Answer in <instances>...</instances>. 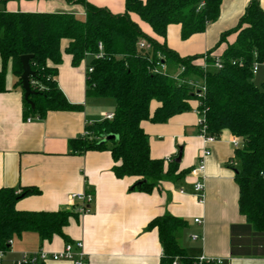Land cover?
Returning <instances> with one entry per match:
<instances>
[{"label":"trees","instance_id":"16d2710c","mask_svg":"<svg viewBox=\"0 0 264 264\" xmlns=\"http://www.w3.org/2000/svg\"><path fill=\"white\" fill-rule=\"evenodd\" d=\"M14 0H0V93L6 92L7 65L11 64L16 85L21 87L22 67L20 57L31 55L29 66L33 75L29 85L34 92L29 96L33 107L22 101L23 118L43 119L52 111H78L80 105L69 104L56 84L57 67L62 53L70 57L71 66L77 67L91 57L85 79V94L97 99H112V119H101L85 126L86 136L68 142L72 154L90 151H109L114 162L112 172L116 178H135L131 191L150 193L161 181L178 182L189 170L178 171L176 157L166 163L149 156L148 137L140 127L141 122L166 123L173 116L191 111V102L205 112L208 133L218 138L227 132L240 140L235 150L239 174L234 175L238 188V212L244 217L252 232L264 235V67L262 81L255 85L252 74L254 63L264 62V11L257 0H251L237 24L223 32L208 54L221 45V69L204 72L193 64L202 57H180L170 50L164 40L169 26L180 29V39L205 32L215 22L223 0H124V13L112 14L86 0H63L66 4L80 6L83 17L66 12L10 13L3 6ZM204 1V6L198 9ZM136 15L151 30L144 33L133 22ZM234 37L231 44L227 38ZM157 39H161L160 43ZM143 40L145 51L137 48ZM66 42L62 50V42ZM101 45L102 51L98 49ZM101 54L99 58L95 55ZM168 73H153L161 62ZM207 64L214 60L207 58ZM232 62H235L233 65ZM183 67L182 79L201 80L205 87L203 97L196 98L192 90L171 78ZM23 92V91H22ZM158 107L150 114V103ZM115 139L104 140L106 136ZM35 187L0 189V251L6 252L7 242L24 233H35L40 243L60 237L71 243L64 234L70 220H77L73 210L18 211L15 204L28 196L38 195ZM186 221L162 215L150 221L147 230L155 229L162 248L159 264H172L178 259L189 264L185 251L178 243Z\"/></svg>","mask_w":264,"mask_h":264},{"label":"crops","instance_id":"0c3cea01","mask_svg":"<svg viewBox=\"0 0 264 264\" xmlns=\"http://www.w3.org/2000/svg\"><path fill=\"white\" fill-rule=\"evenodd\" d=\"M86 1L115 15L124 13V0ZM250 1L223 0L218 19L209 24L204 33L185 41L180 39L178 26H169L164 40L166 46L180 57L207 53L223 32L236 26ZM257 1L264 11V0ZM3 9L10 13L84 15L80 6L66 4L63 0H14L7 2ZM130 18L144 33L152 36L150 28L136 15L131 14ZM233 40V36L227 38L229 44ZM65 46L64 41L62 50ZM224 48L225 44L213 53L218 56ZM90 60L91 57L87 56L79 66L73 67L70 57L62 53L61 64L57 67V87L69 104L80 105L81 109L48 112L43 119L23 118V92L16 85L11 64L7 65L6 92L0 93V189L19 191L20 187H35L39 191L38 195L18 200L15 209L71 210L70 195L90 194V212L78 215L77 220H70L64 234L71 243L83 244L91 264H159L162 248L157 231L146 227L153 219L166 214L186 221L187 228L180 234L184 238L183 245H179L188 258L205 256L220 259L221 264H264V235L252 232L238 212V188L233 170L239 164L234 157L236 149L229 133H222L213 143L206 145L210 155L205 162L203 180L187 174L176 183L161 181L148 194L131 191L135 178L115 177L109 151L71 153L68 142L82 136L86 125L101 120L114 110L113 103H101L105 99L85 94ZM257 75L254 80L262 81ZM190 106V112L173 116L166 123L144 121L140 124L148 137L151 159L165 162L181 152L178 171L193 169L205 147L198 137L196 103L191 102ZM157 107L158 104L152 101L150 114ZM196 181L204 185L203 203L191 193L192 183ZM181 189L183 193H180ZM194 219H200L202 224H194ZM194 234H199L200 240L192 241L190 236ZM20 239L22 241L18 243L15 238L12 240L8 253L12 261L23 252L42 249L57 253L65 245L60 237L41 244L35 233H24ZM44 264L72 263L48 260Z\"/></svg>","mask_w":264,"mask_h":264},{"label":"built area","instance_id":"2783aa9c","mask_svg":"<svg viewBox=\"0 0 264 264\" xmlns=\"http://www.w3.org/2000/svg\"><path fill=\"white\" fill-rule=\"evenodd\" d=\"M204 6V1H202L198 9H201ZM137 48L139 50L145 51L148 49V45L145 41L140 40L137 43ZM98 49L101 52L102 47L101 45H98ZM101 54H97L94 56V58H99ZM158 58L161 60V62L157 63L155 68L152 69L153 73H164L167 74L168 68L166 64L163 61V57L158 56ZM207 58H211L214 60L213 65L207 64L206 60ZM198 63L193 62V64L198 65L204 72H206L209 69H221L222 65L220 63L219 55H215L214 53L208 54L204 53L200 59L197 60ZM234 65L235 62H232ZM264 67V62L262 64L254 63L252 66V74L253 76L257 75L260 68ZM184 71L183 67H180L177 69V72L173 75H171V78L175 80L178 84H184L188 86L196 98L203 97L205 92L204 84L201 80H193V79H182L180 77L181 73ZM91 69L89 68L87 70V73H90ZM195 113L197 114V127H198V137L204 144V149L201 151V153L197 157V164L196 166L190 170L188 173L189 175L193 177H200L202 180L204 179V171H205V162L207 157L210 155L209 149L206 147V145L213 143L216 138L211 136L208 133L207 130V124H206V118H205V112L200 111L197 109V107L194 109ZM102 119L111 120L112 114L104 115ZM29 121V120H28ZM82 136H86V133H84ZM231 144L235 149H238L241 146L240 140L237 138L231 139ZM171 159H166L165 163L170 162ZM203 182L196 181L192 183L191 186V193L197 198L199 203L204 202V196H203ZM183 189L180 190V193H183ZM69 202L71 204V209L73 212H75L78 215H85L90 212V204L92 202V197L90 194H87L85 192L79 193V194H72L69 196ZM194 224L201 225L202 222L200 219H194ZM201 236L199 234H194L190 236V239L192 241L200 240ZM7 245L9 247L8 251L1 252L0 251V264L3 262V258L10 251L12 240H9L7 242ZM52 260V261H69L72 264H91L87 258L86 253L83 250V244L81 242L76 243H66L63 247V249L60 252L57 253H47L42 249L37 250L36 252H23L20 254L19 258L17 260L12 261L10 264H44L46 261ZM172 264H181L178 259H174ZM189 264H221L220 259H214V258H207L205 256H198L191 258Z\"/></svg>","mask_w":264,"mask_h":264},{"label":"water","instance_id":"95a60500","mask_svg":"<svg viewBox=\"0 0 264 264\" xmlns=\"http://www.w3.org/2000/svg\"><path fill=\"white\" fill-rule=\"evenodd\" d=\"M31 58H32L31 55H26V56L20 57V64L22 67V73L20 75L19 80L21 83V89L23 91L24 101H26L31 107H33L31 101H29V99H28L30 95L34 94V92L31 90L30 85H29V79L33 75V72L31 71L30 66H29V60ZM115 138H116L115 136L109 135V136H106L102 142H104L106 140L115 139ZM180 158H181V152L179 151L178 156L175 159V162L179 164ZM233 171L235 174H239V170L234 169Z\"/></svg>","mask_w":264,"mask_h":264},{"label":"rangeland","instance_id":"374dc122","mask_svg":"<svg viewBox=\"0 0 264 264\" xmlns=\"http://www.w3.org/2000/svg\"><path fill=\"white\" fill-rule=\"evenodd\" d=\"M259 75V76H258ZM257 76L259 77V78H262V72L260 71L259 72V74H258ZM256 77V76H255ZM254 82H255V85L256 86H259V81L258 80H254ZM101 103H106V104H108V103H113V105H114V101L112 100V99H105V101H103V102H101ZM185 234V233H184ZM183 239L184 238H181L180 236H179V238H178V243L180 244H182L183 245V243H182V241H183ZM180 240H181V242H180ZM18 241L19 242H21L22 240L19 238H15V243L17 242L18 243ZM186 244V242L184 243V245ZM9 253V252H8ZM8 253H6V255L4 256V258L2 259L3 260V262H2V264H10L11 262H12V260H11V258H10V255L8 254Z\"/></svg>","mask_w":264,"mask_h":264}]
</instances>
